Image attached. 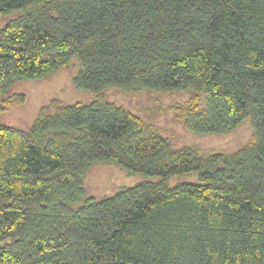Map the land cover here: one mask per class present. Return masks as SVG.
I'll list each match as a JSON object with an SVG mask.
<instances>
[{
  "label": "trees",
  "instance_id": "16d2710c",
  "mask_svg": "<svg viewBox=\"0 0 264 264\" xmlns=\"http://www.w3.org/2000/svg\"><path fill=\"white\" fill-rule=\"evenodd\" d=\"M11 12L0 95L75 59L92 98L0 124V264H264V0H0ZM108 88L190 91L172 106L185 130L247 118L251 136L233 152L175 146ZM101 162L162 179L96 199L83 179Z\"/></svg>",
  "mask_w": 264,
  "mask_h": 264
},
{
  "label": "rangeland",
  "instance_id": "374dc122",
  "mask_svg": "<svg viewBox=\"0 0 264 264\" xmlns=\"http://www.w3.org/2000/svg\"><path fill=\"white\" fill-rule=\"evenodd\" d=\"M17 15L16 12L0 16V27ZM79 65L72 59L47 75L36 79H15L8 91L0 95V124L27 129L35 119L39 109L52 99L64 103L88 102L92 96L89 92L77 89L73 77ZM15 94H23L22 103L14 102ZM106 98L137 114L144 122H150L159 128L161 134L173 145H189L201 152H233L246 143L251 136L249 120H242L234 129L225 134H198L187 131L175 119L172 106L188 99L190 91L174 93L139 90L126 92L117 88H108ZM156 175H142L129 172L113 162L93 164L83 179L87 195L100 199L113 194L121 187L134 186L143 181H160ZM198 183L197 173L187 172L172 174L163 183L173 187L179 183Z\"/></svg>",
  "mask_w": 264,
  "mask_h": 264
}]
</instances>
